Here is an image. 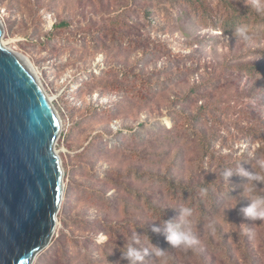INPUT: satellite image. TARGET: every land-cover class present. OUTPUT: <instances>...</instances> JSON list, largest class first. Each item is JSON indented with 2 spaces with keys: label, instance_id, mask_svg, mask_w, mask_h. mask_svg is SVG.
<instances>
[{
  "label": "rangeland",
  "instance_id": "rangeland-1",
  "mask_svg": "<svg viewBox=\"0 0 264 264\" xmlns=\"http://www.w3.org/2000/svg\"><path fill=\"white\" fill-rule=\"evenodd\" d=\"M187 9L176 0H0L2 37L30 64L61 122L57 223L31 264H127L121 252L134 237L149 250L143 264H264V220L240 212L249 203L244 178L225 180L216 160L202 158L206 142L233 171L264 174V79L245 68H264V23L242 24L244 41L241 27L225 34ZM60 21L67 26L56 28ZM175 111L195 119L193 132L172 127ZM167 181L224 186L215 206L184 223L197 241L191 248L151 231L164 221L153 208L178 219L190 204ZM157 247L163 256L152 254Z\"/></svg>",
  "mask_w": 264,
  "mask_h": 264
},
{
  "label": "water",
  "instance_id": "water-1",
  "mask_svg": "<svg viewBox=\"0 0 264 264\" xmlns=\"http://www.w3.org/2000/svg\"><path fill=\"white\" fill-rule=\"evenodd\" d=\"M2 33L0 25V264H31L57 223L59 127L34 70Z\"/></svg>",
  "mask_w": 264,
  "mask_h": 264
},
{
  "label": "trees",
  "instance_id": "trees-1",
  "mask_svg": "<svg viewBox=\"0 0 264 264\" xmlns=\"http://www.w3.org/2000/svg\"><path fill=\"white\" fill-rule=\"evenodd\" d=\"M187 6V15H191L196 18L199 23L203 26H210L215 30H219L222 33L228 34L232 32L235 28L241 27L242 24L254 21L255 23H264V17L261 18L259 14L255 12L254 9L248 7H238L233 0H217V2L222 6L223 10L221 13L216 14L211 7L207 5L206 0H176ZM186 10V8H185ZM185 10L181 12L184 14ZM67 24L65 21H60L56 24V28L66 27ZM248 65L245 64L247 74L250 77H261L264 79V68L260 66ZM260 71V73H259ZM264 85V84H263ZM194 89L188 92L189 94L194 95ZM259 96H264V88L261 89ZM174 116L171 117V125L175 129L194 131L192 123H195V119L192 117L182 116L181 119H178V115L181 114L180 111H175ZM204 150L202 158L207 157L206 163L212 165L215 163L221 171L225 168H232L230 166L223 165L220 157L215 155L214 151L210 150V144L203 143ZM204 169V166H203ZM167 189L174 195L189 197L190 207L194 211H205L206 206H215L216 195L221 194L224 191V186L214 183L212 181L202 183L201 185H192L188 183H173L167 181ZM153 211H156L163 220L168 219L164 212H161L157 208H153Z\"/></svg>",
  "mask_w": 264,
  "mask_h": 264
},
{
  "label": "clouds",
  "instance_id": "clouds-1",
  "mask_svg": "<svg viewBox=\"0 0 264 264\" xmlns=\"http://www.w3.org/2000/svg\"><path fill=\"white\" fill-rule=\"evenodd\" d=\"M250 7L257 14L264 15V0H251ZM236 33L244 41L250 39L248 30L245 27L237 29ZM261 167L264 168V164ZM234 174L244 178L245 187L243 191L246 193L245 198L249 201L247 206L240 209V212L248 220H264V194H260L257 191L258 184H264V174L243 166L237 171H233L231 168H225L220 173L225 180H230ZM177 215L178 219L169 218L164 220L163 223L153 224L151 231L153 233H162L168 244L174 248H191L197 241L183 225L187 221V218L192 215V209L187 206H181L178 209ZM138 243V238L134 237L127 248L121 252V259L127 261V264H143L145 256L149 254L147 248L141 249L137 247ZM152 254L156 257H161L164 255V249L157 247L153 250Z\"/></svg>",
  "mask_w": 264,
  "mask_h": 264
},
{
  "label": "bare ground",
  "instance_id": "bare-ground-1",
  "mask_svg": "<svg viewBox=\"0 0 264 264\" xmlns=\"http://www.w3.org/2000/svg\"><path fill=\"white\" fill-rule=\"evenodd\" d=\"M0 25H1V23H0ZM2 26V25H1ZM1 44L5 47V48H7V49H9V50H12L10 47H8L7 46V42L4 40V38L3 37H1ZM13 51V50H12ZM37 76V75H36ZM46 96V95H45ZM46 98H47V101H48V103L50 104V106H51V109H52V112H53V115H54V117H55V119H56V122H57V125H58V127L60 128V120H59V117L57 116V113H56V111H55V109L53 108V106L51 105V98H49V97H47L46 96Z\"/></svg>",
  "mask_w": 264,
  "mask_h": 264
}]
</instances>
